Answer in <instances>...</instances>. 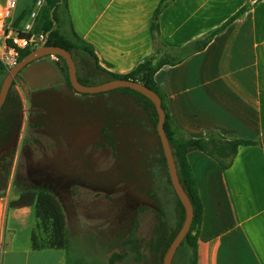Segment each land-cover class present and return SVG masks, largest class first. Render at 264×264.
Here are the masks:
<instances>
[{
  "label": "crops",
  "instance_id": "0c3cea01",
  "mask_svg": "<svg viewBox=\"0 0 264 264\" xmlns=\"http://www.w3.org/2000/svg\"><path fill=\"white\" fill-rule=\"evenodd\" d=\"M34 1L19 0L14 20ZM162 1L68 0V7L76 33L110 72L129 73L152 57L180 58L155 78L171 118L188 136L261 142L240 146L227 169L201 150L187 158L203 202L199 263L264 264V0H166L155 42L151 27ZM245 5L204 48L192 46ZM12 198L11 186L0 189V264H66L64 249L33 248L35 208H12Z\"/></svg>",
  "mask_w": 264,
  "mask_h": 264
},
{
  "label": "trees",
  "instance_id": "16d2710c",
  "mask_svg": "<svg viewBox=\"0 0 264 264\" xmlns=\"http://www.w3.org/2000/svg\"><path fill=\"white\" fill-rule=\"evenodd\" d=\"M165 5L166 0H163L157 8L152 23V38L155 42L160 40L158 16ZM248 9L249 5H245L221 27L206 38L197 40L192 46L196 49L204 48L217 33L225 29ZM26 12L23 11L17 17L15 22L17 26L26 17ZM34 30L48 33L47 45L65 47L73 53L74 59L77 61L78 77L83 84L95 85L111 79H132L144 83L159 94L166 111L165 129L173 150L179 178L194 210L190 231L178 250L188 264H200L198 239L203 218V202L187 154L192 150H201L215 158L223 168L227 169L233 164L240 146L260 144L261 142L242 138H228L216 134L197 138L188 136L171 118L167 106V95L155 78L161 67L166 64H174L180 58L172 54L158 59L152 57L126 74H117L104 69L98 64L94 47L76 33L71 21L68 0H47L38 15ZM34 49L36 48L21 49L19 61ZM58 57L65 61L63 57L59 55ZM77 58L81 59V65L84 69L87 68L88 73L80 74V62ZM90 59L94 61L92 68L89 63ZM63 73H65V77H62L60 84L45 85L31 91L29 97L31 108H33L31 124L34 127L46 128L77 145L89 144L100 138H105L106 145L112 149H116L120 143L131 151L134 162L138 166L140 174L143 175L144 171L147 172L146 175L151 172L152 158L159 153L158 159L163 163L167 178L172 185L165 152L157 129L159 116L155 103L141 92L128 87L100 93H80L74 89L71 83L67 63ZM0 74L4 76L7 74V70L3 68L1 63ZM92 74L96 75L98 81H91ZM107 93L112 94L110 101L102 98ZM97 94H101V96ZM7 105L11 107L14 115L22 110L20 96L17 91L13 90V86L0 110V114ZM150 124H152V130H150ZM149 138L152 140L149 141ZM150 180L153 181L152 176ZM15 184L16 196L11 199L10 207L33 206L35 208L37 223L31 235L33 248L67 250L70 245L68 217L58 194L48 187L40 185L21 187L20 183L15 182ZM138 188L141 187L138 186ZM172 188L179 209V225L170 235H167V222L165 220H162L161 225L157 226V237L148 247V249L155 250L158 257L157 264H163L164 255L181 229L186 217L185 207L173 185ZM131 243L137 252V259L141 258V249L144 246L134 239H131ZM119 257L121 256L117 253L113 254L110 264H114L115 259Z\"/></svg>",
  "mask_w": 264,
  "mask_h": 264
},
{
  "label": "rangeland",
  "instance_id": "374dc122",
  "mask_svg": "<svg viewBox=\"0 0 264 264\" xmlns=\"http://www.w3.org/2000/svg\"><path fill=\"white\" fill-rule=\"evenodd\" d=\"M89 63L92 68L94 61ZM79 71L89 72L81 62ZM92 75L91 81H98ZM4 77L0 74V89ZM13 90L20 96L22 110L8 128L0 120V189L6 192L11 186L15 197L18 182L21 187L40 185L58 194L69 225L70 245L63 250L66 264H110L115 253L121 257L114 264H157L155 250L148 249L157 237V226L165 220L170 235L179 225L176 195L160 154L153 156L151 172L140 174L131 151L120 143L112 149L100 138L77 145L34 127L29 96L23 86ZM102 98L110 101L112 94ZM14 214L10 211V224ZM131 239L144 246L139 259ZM172 264H188L178 249Z\"/></svg>",
  "mask_w": 264,
  "mask_h": 264
},
{
  "label": "water",
  "instance_id": "95a60500",
  "mask_svg": "<svg viewBox=\"0 0 264 264\" xmlns=\"http://www.w3.org/2000/svg\"><path fill=\"white\" fill-rule=\"evenodd\" d=\"M48 55H59L65 59L71 83L74 89L80 93H99L128 87L141 92L155 103L159 116L157 129L165 152L170 179L186 210L184 223L164 255L163 264H172L177 249L190 231L194 210L192 202L179 178L173 150L165 129L166 111L163 107L161 97L155 90L144 83L132 79H111L95 85H85L79 80L77 61L74 59L73 53L65 47L45 44L34 49L7 72L0 89V110L4 106L13 82L17 79L19 74H21L23 86L29 96L30 88L36 89L53 82L61 81L59 70L55 65L45 60L37 61L39 58ZM60 69L64 71L66 65H62Z\"/></svg>",
  "mask_w": 264,
  "mask_h": 264
},
{
  "label": "built area",
  "instance_id": "2783aa9c",
  "mask_svg": "<svg viewBox=\"0 0 264 264\" xmlns=\"http://www.w3.org/2000/svg\"><path fill=\"white\" fill-rule=\"evenodd\" d=\"M47 0H35L20 25L14 20L19 0L0 1V63L7 71L19 63L20 51L45 45L48 33L34 30L40 10ZM58 59V55H51Z\"/></svg>",
  "mask_w": 264,
  "mask_h": 264
},
{
  "label": "flooded vegetation",
  "instance_id": "af4514ba",
  "mask_svg": "<svg viewBox=\"0 0 264 264\" xmlns=\"http://www.w3.org/2000/svg\"><path fill=\"white\" fill-rule=\"evenodd\" d=\"M49 57L51 56V55H48ZM52 57V56H51ZM53 58V57H52ZM40 59L42 60V58H39L37 61H40ZM47 60L48 62H50V63H52L53 65H55V67L59 70V75L61 76V81H62V71L63 70H61L60 69V67L62 66V65H66V62L64 61V60H62L60 57H58V59H52V60H49V59H47V57L45 56V57H43V60ZM61 81L60 82H53V83H50V84H47V85H58V84H60L61 83ZM15 82H17V83H21V85L23 86V83H22V77H21V74H19L18 75V77H17V79L15 80ZM45 86V85H44ZM40 88V87H39ZM37 89V88H36ZM32 90H35V89H33V88H30V94H31V91ZM33 111V108H31V112ZM13 118H15V116H14V114L12 113V111H10V110H4L3 112H2V114H1V116H0V120H1V122H2V124L1 125H4L5 127H6V125H10L11 124V122H12V120H13Z\"/></svg>",
  "mask_w": 264,
  "mask_h": 264
}]
</instances>
